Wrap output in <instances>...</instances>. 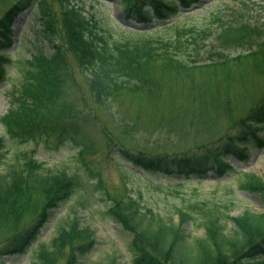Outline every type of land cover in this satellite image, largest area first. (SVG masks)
<instances>
[{"label": "trees", "instance_id": "obj_1", "mask_svg": "<svg viewBox=\"0 0 264 264\" xmlns=\"http://www.w3.org/2000/svg\"><path fill=\"white\" fill-rule=\"evenodd\" d=\"M5 1L0 0V4ZM73 1L16 0L0 16V51L11 42L16 15L29 7H32V13L38 15L42 27L33 33L36 37H46L53 47L49 54L38 48L37 53L24 61L25 77L20 85L21 92L14 97L15 106L1 119L4 132L0 135V165L8 159L10 142L19 146L27 143L46 144L54 136L60 145L63 142H80L82 148L78 153L81 155L90 151L81 125L86 114L83 108L78 107V100L76 102L74 99L76 94L83 96L85 92L70 67V55L81 67L83 87L96 106L112 115L113 109L109 103L117 92L126 89L154 91L150 68L157 61L174 66L177 71L173 69L171 73L189 77L194 69L204 66L199 64L203 60L199 49L213 37L217 44L214 43L213 48L210 47L205 54L209 57L204 59L207 66L221 62L216 61L220 59V54L226 55L220 44L226 46L224 49L228 48L230 40L234 46L242 45L241 39L232 34L237 26L233 21L235 18L229 21L221 11L210 14L209 22L205 24L193 18L182 26L169 24L174 29L173 33L169 32L170 35L154 36L152 30H128L127 35L119 33L117 37L89 10L85 0ZM119 1L123 3L126 18L156 25L166 23L177 12L200 0ZM11 62L10 57L0 54V78L5 77L6 67ZM263 132L264 99L240 122L234 134H225L219 142L204 144L193 152L148 153L123 143L115 144L109 152L110 158L119 162L125 170L126 163L142 169L143 173L139 176L143 178L145 174L163 173L169 176L176 174L178 180L179 176L184 177L189 173L201 177L209 170L220 177L242 171L228 164L227 159L232 157L246 161L249 150L254 147L252 144L264 146ZM21 154V158L10 162L6 172H0V206L22 209L19 198L26 189L33 188L48 194L50 202L34 224L16 230L4 248L0 249V257L4 253L25 252L41 233V228L54 216L53 211L62 202L72 199L85 208V215L111 219L130 235L126 248L131 261L126 264H264V212H247L239 218L228 214L236 225L229 233L221 217H209L202 221L206 237L196 238L184 233V226L192 220L188 212L180 213L178 222H174L170 216L163 217L146 204H140L137 196L131 193H126L118 201L112 199L98 172L95 173L87 162L82 161V156L76 163L77 169L47 168L44 172L46 166L33 151ZM133 173L137 174L135 171ZM247 178L239 185L240 189L256 192L264 199V179L254 173L248 174ZM184 184L175 182L172 185L182 187ZM94 200L96 203L103 202L105 207L96 212ZM94 236V228L90 224L81 225V220L77 219L75 226L62 228L52 239L53 248L42 247L38 251L37 264H53V256L68 246H71L68 264H78L79 257L94 247ZM0 264H4L1 259ZM112 264L121 263L114 260Z\"/></svg>", "mask_w": 264, "mask_h": 264}, {"label": "rangeland", "instance_id": "obj_2", "mask_svg": "<svg viewBox=\"0 0 264 264\" xmlns=\"http://www.w3.org/2000/svg\"><path fill=\"white\" fill-rule=\"evenodd\" d=\"M15 1L7 0L0 4V16ZM85 2L89 10L97 15L98 20L111 29L114 36L118 37L119 33L127 35L128 30L132 29L126 23H137L126 18L123 3L119 0ZM214 11H221L229 21L236 19H233L237 26L232 30L235 32L232 34L233 37L237 35L241 39L242 45L234 46L230 40L227 41L228 48L224 49L226 46L219 43L226 55L220 54V59L216 61L221 62L207 66L204 59L209 57L205 54L210 47L213 48L214 43L217 44L213 37L199 49L200 58H203L199 64L204 66L200 65L194 69L189 77L171 73L176 69L174 66L165 61H157L150 68L154 91L126 89L117 92L109 103L113 109L112 115L104 113L96 106L83 87L81 67L75 57L70 55V67L85 92L83 96L76 94L74 99L76 102L78 100V107L83 108L86 114L81 120V125L90 151L81 155L78 153L82 148L80 142H63L64 144L60 145L54 136L46 144L27 143L19 146L10 142L8 159L0 165V172H6L10 162L21 158L24 151H33L37 159L46 166L44 172L47 168L68 171L77 169L76 163L82 156V161L87 162L95 173L98 172L112 199L118 201L126 193H131L137 196L140 204H146L163 217L170 216L174 222H178L180 213L188 212L192 220L184 226V233L196 238L206 237L202 221L209 217H221L229 233L236 225L228 218V214L230 217L239 218L247 212H264V199L261 195L247 192L239 186L247 181V175L250 173L264 179V146L252 144L254 147L249 150V158L246 161L229 157L226 162L235 167L239 166L242 171L220 177L215 176L213 170H209L201 177L189 173L184 177L179 176L178 180L176 174L169 176L163 173L151 176L145 174L146 177L143 178L139 176L143 173L142 169L126 163L125 170L119 162L110 158L109 151L117 143L159 154L172 151L181 153L186 150L193 152L204 144H214L225 134H234L240 122L264 99V0H200L196 5L176 13L165 25L159 24L149 28L146 23H141V27H146L144 30H152L154 36H166L170 35L169 32H174L169 26L170 23L182 26L193 18L194 21L205 24L209 22V16ZM37 17V14L32 13V7L18 13L12 24L15 37L0 51V54L12 60L6 67L5 77L0 78V135L4 132L1 119L15 106L14 97L21 92L20 85L25 77L24 61L33 53H37L38 48L47 54L53 50L46 37H36L33 33L34 30L42 28ZM262 134L264 135V132ZM175 182L185 184L177 187L172 185ZM158 184L161 185L156 186ZM47 195L36 188L26 189L19 198L22 209L17 210V206L13 209L0 206V249L4 248L16 230L20 231L34 224L37 216L50 202ZM93 206L98 212L105 204L96 203L94 200ZM84 209L79 206L78 201L72 199L62 202L25 252L4 253L0 259L4 264H37L38 251L42 247L53 248L52 239L61 229L75 226L77 219H80L81 225L90 224L94 228L96 243L89 253L79 257L78 264H112L114 260L126 264L131 261L126 248L127 241L131 239L130 235L119 223L99 216L94 218L85 215ZM70 249L71 246H68L55 254L53 264H68Z\"/></svg>", "mask_w": 264, "mask_h": 264}, {"label": "water", "instance_id": "obj_3", "mask_svg": "<svg viewBox=\"0 0 264 264\" xmlns=\"http://www.w3.org/2000/svg\"><path fill=\"white\" fill-rule=\"evenodd\" d=\"M126 24H128V25H130V23L128 22V23H126ZM135 26H136V24H134ZM134 25L133 24H131V26H133L134 27Z\"/></svg>", "mask_w": 264, "mask_h": 264}]
</instances>
